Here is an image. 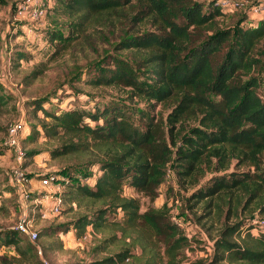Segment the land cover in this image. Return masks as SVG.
Returning a JSON list of instances; mask_svg holds the SVG:
<instances>
[{"label": "trees", "instance_id": "trees-1", "mask_svg": "<svg viewBox=\"0 0 264 264\" xmlns=\"http://www.w3.org/2000/svg\"><path fill=\"white\" fill-rule=\"evenodd\" d=\"M233 10L200 0H54L48 10L57 28L47 33L50 60L82 61L76 83L120 93L94 98L90 109L49 112L45 102H32L38 123H26L24 147L44 137L59 144L47 151L52 160L88 168L51 174L64 201L87 204L70 223L77 234L88 226L111 232L99 253L115 232L124 235L119 252L91 264L182 263L192 242L173 222L172 208L142 212L140 201L124 194L127 186L153 201L172 170L190 208L202 206L199 220H225L212 239L210 264H264V232L251 223L264 219V88L256 75H264V19L246 14L221 28L220 18ZM6 103L0 92V111ZM40 154L29 148L25 160ZM34 197H27V213L35 222L42 207ZM60 232L39 231L34 244L17 229L0 231V250L13 247L18 255H0V264L32 262L38 243ZM40 248L45 254L44 241Z\"/></svg>", "mask_w": 264, "mask_h": 264}, {"label": "rangeland", "instance_id": "rangeland-1", "mask_svg": "<svg viewBox=\"0 0 264 264\" xmlns=\"http://www.w3.org/2000/svg\"><path fill=\"white\" fill-rule=\"evenodd\" d=\"M25 1L0 0V92L7 100L6 105L0 111V231L16 229L21 220L28 219L27 212L30 210L28 208L31 204L25 197L35 196L32 199L34 201L45 194L64 191V188L60 186L62 183H56L51 188L43 187L41 181L46 175L54 172L59 173L66 167L79 170L78 172L82 174L88 169L85 165L76 164L73 161L52 160L47 151L59 144L44 137L40 138L37 143L24 147L25 129L20 135V145L24 152L29 148H37L41 154L31 161L25 160L24 163H17L14 150L5 145L8 126L19 120H26L29 125L37 124V120L33 117L35 107L31 105L32 102L40 100L45 102L44 107L49 112L73 107L90 109L92 108L91 100L94 98L99 101L109 100L120 94L113 89L97 90L76 83V71L80 66H84L82 61L79 63L80 66H75L74 58L70 56L51 61V53L54 49L49 42L47 33L57 28L48 17L50 14H48V10L53 7L54 0H31V5L39 6L46 12L42 18L37 19L32 18L29 14L18 15L17 6ZM200 1L211 4L219 0ZM232 1H243L245 5L241 9H232V13L221 17L219 20L221 28L234 26L246 14L253 20L264 19V0ZM255 6H262V13L253 15L251 8ZM61 29L65 33L67 32L66 28ZM17 54H19L18 64L16 62ZM38 70L43 73L35 80L31 76ZM256 75L264 88V75L260 72ZM162 112L165 117L167 112L165 110ZM37 116L44 118V113L39 111ZM15 169L21 172L20 183L13 177ZM242 170H246V168ZM54 174L57 175V173ZM124 194L128 198L139 200L142 212L150 207L162 208L164 204L171 207V215L176 216L185 236L192 242L190 248L185 251L181 264H210L213 254L212 239L218 235L225 220L218 218L199 220L203 216L202 206L190 208L192 203H187L190 194L180 187L173 170L153 201L127 186L124 188ZM65 199L61 213L54 214L50 207L46 206L41 209L40 218H36L35 222L33 219L29 221L32 224V230L36 232L46 229L53 230L57 227L62 228L59 235L38 243L39 246H42L43 241L45 242L47 251L44 257L49 264H91L93 260L117 253L121 247H124V235L115 232L116 239L109 244V249L105 252H97L96 248L112 233L95 231L88 226L85 235L79 236L70 223L86 211L87 204L84 202L79 204L77 201L72 203L73 201L67 197ZM32 204L36 205L35 201ZM234 222L235 218H232L227 224L232 225ZM260 230L264 231V227ZM26 242L31 244L28 239ZM135 253L140 256V249L137 248ZM0 255L18 256L13 247L1 248ZM32 260V262L22 261L16 262V264H43L35 252ZM126 264L134 263L129 261Z\"/></svg>", "mask_w": 264, "mask_h": 264}, {"label": "built area", "instance_id": "built-area-1", "mask_svg": "<svg viewBox=\"0 0 264 264\" xmlns=\"http://www.w3.org/2000/svg\"><path fill=\"white\" fill-rule=\"evenodd\" d=\"M30 3H31V0H26L25 2H22L21 4H19L17 6L18 15L23 16V15L29 14L34 19L42 18L46 13L45 10L42 8H39V6L37 7L36 5H31ZM217 4L226 13V12H230L232 9H240L244 7L245 2L243 1L233 2L232 0H219ZM261 7L262 6L253 7L251 9V12H253V15L262 13ZM24 129L26 130V120H19L18 122L10 124L7 128V137H6L5 145L14 150L17 163H24L25 161V152L20 145V135L24 131ZM13 177L18 183H20L22 180L21 172L18 169L14 170ZM58 180H59L58 176L51 175V174L46 175L42 179L41 185L45 188H51L52 186H54V184L60 182ZM25 198L27 199V197ZM34 201L37 206H41L42 208L46 206L50 207L51 212L54 214L61 213L65 205V201H64L63 196L61 195V192L45 194L43 197L36 198ZM172 220L175 224L180 226L179 224L180 222L177 220L174 214L172 215ZM251 223L254 224L255 227H257L256 229H259V230L263 229L264 227V219L260 217H255ZM16 229L20 231L21 233L25 234L32 243L37 244L38 233L32 230V224L29 223L28 219L21 220L18 226L16 227ZM38 254L42 258L45 264H49L48 261L45 260L43 251L40 248V246H38Z\"/></svg>", "mask_w": 264, "mask_h": 264}]
</instances>
